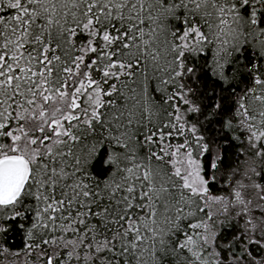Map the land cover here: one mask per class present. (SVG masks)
I'll list each match as a JSON object with an SVG mask.
<instances>
[{
    "label": "snow or ice",
    "instance_id": "1",
    "mask_svg": "<svg viewBox=\"0 0 264 264\" xmlns=\"http://www.w3.org/2000/svg\"><path fill=\"white\" fill-rule=\"evenodd\" d=\"M0 264H264V0H0Z\"/></svg>",
    "mask_w": 264,
    "mask_h": 264
}]
</instances>
